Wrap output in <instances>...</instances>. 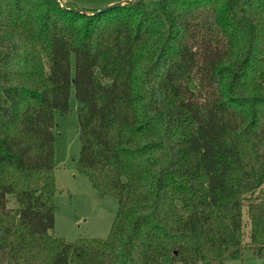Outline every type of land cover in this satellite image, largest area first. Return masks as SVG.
<instances>
[{
    "label": "trees",
    "instance_id": "16d2710c",
    "mask_svg": "<svg viewBox=\"0 0 264 264\" xmlns=\"http://www.w3.org/2000/svg\"><path fill=\"white\" fill-rule=\"evenodd\" d=\"M73 10L0 0V264L264 259V0ZM71 90L78 171L117 201L106 239L54 234Z\"/></svg>",
    "mask_w": 264,
    "mask_h": 264
},
{
    "label": "rangeland",
    "instance_id": "374dc122",
    "mask_svg": "<svg viewBox=\"0 0 264 264\" xmlns=\"http://www.w3.org/2000/svg\"><path fill=\"white\" fill-rule=\"evenodd\" d=\"M55 2V0H46ZM74 10L98 11L108 3L100 0H71ZM160 0H145L151 9H159ZM77 103L71 90L69 112L55 115V223L54 234L66 242L79 239H106L116 215L117 201L100 198L87 178L78 171L80 154ZM247 242V239H245ZM162 264H168L163 262ZM225 264H264L246 248L241 259L227 260Z\"/></svg>",
    "mask_w": 264,
    "mask_h": 264
},
{
    "label": "water",
    "instance_id": "95a60500",
    "mask_svg": "<svg viewBox=\"0 0 264 264\" xmlns=\"http://www.w3.org/2000/svg\"><path fill=\"white\" fill-rule=\"evenodd\" d=\"M59 3H62V0H57ZM145 2V0H136V1H119V2H116V3H112V4H109L105 7H103L102 9L94 12L93 14H100V13H104V12H107V11H110L112 9H116L120 6H122L123 4H134V5H137V4H141ZM73 12H79V13H82V14H86L85 11H78V10H73Z\"/></svg>",
    "mask_w": 264,
    "mask_h": 264
}]
</instances>
